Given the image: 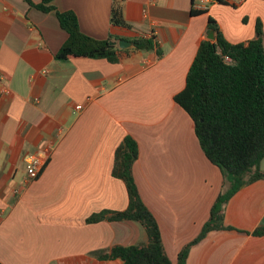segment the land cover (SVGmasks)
<instances>
[{
  "label": "crops",
  "instance_id": "crops-1",
  "mask_svg": "<svg viewBox=\"0 0 264 264\" xmlns=\"http://www.w3.org/2000/svg\"><path fill=\"white\" fill-rule=\"evenodd\" d=\"M119 1L129 27L112 22ZM227 1L212 0L207 13H193L200 0H54L58 10L76 13L87 35L117 42L154 37L158 44L127 47L113 63L59 60L68 32L56 12L0 0V262L124 264L96 253L147 243L137 221H86L128 207L126 184L112 174L115 151L128 135L139 145L133 171L141 196L177 262L226 184L174 97L201 41L209 39V15L232 43L256 38L258 22L264 40V0ZM51 142L39 176L28 181L26 156L44 155ZM224 223L231 228L192 245L186 264H264V179L234 193Z\"/></svg>",
  "mask_w": 264,
  "mask_h": 264
},
{
  "label": "trees",
  "instance_id": "trees-1",
  "mask_svg": "<svg viewBox=\"0 0 264 264\" xmlns=\"http://www.w3.org/2000/svg\"><path fill=\"white\" fill-rule=\"evenodd\" d=\"M26 1L44 12L55 11L62 28L68 32V39L56 54L59 60L76 56L106 58L116 63L120 60L121 51L127 50L110 46L113 37L97 39L85 34L76 13L58 10L54 0ZM217 1L228 4L227 0ZM192 12L207 13V10L193 9ZM112 22L129 27L120 1L113 7ZM211 30L215 38L201 41L188 71L186 85L174 100L192 119L200 146L208 160L222 172L226 189L215 200L201 233L181 249L177 262L173 263L165 250L158 221L144 202L134 176V163L139 156L138 142L131 135L126 136L115 151L112 174L126 184L128 207L122 211H101L86 221H137L145 228L148 242L143 245H116L108 251L96 253L101 259L120 258L124 264H186L192 245L212 230L231 228L224 223V210L234 193L244 184L264 179L261 169L264 158L262 25L260 22L256 25V38L239 43L227 40L218 22L209 15L208 31ZM133 42L136 49L152 50L158 46L154 37L136 38Z\"/></svg>",
  "mask_w": 264,
  "mask_h": 264
},
{
  "label": "built area",
  "instance_id": "built-area-1",
  "mask_svg": "<svg viewBox=\"0 0 264 264\" xmlns=\"http://www.w3.org/2000/svg\"><path fill=\"white\" fill-rule=\"evenodd\" d=\"M212 2V0H200V3L197 4V7L201 10H207L208 9V5L209 3ZM228 60H230L229 57H226ZM76 109L77 110H82L83 109V105H76ZM54 147V142L49 143L45 150H44V155H41L39 153H33V154H29L26 156V167H27V180L28 181H32L34 179H36L41 170L42 167L45 164V159H46V155H48L52 149Z\"/></svg>",
  "mask_w": 264,
  "mask_h": 264
},
{
  "label": "water",
  "instance_id": "water-1",
  "mask_svg": "<svg viewBox=\"0 0 264 264\" xmlns=\"http://www.w3.org/2000/svg\"><path fill=\"white\" fill-rule=\"evenodd\" d=\"M208 38L213 40L215 38V33L213 30L210 31ZM118 45L120 48H127V47H131L134 45L133 41H128V40H124L121 39L118 42L117 41H110V46H116Z\"/></svg>",
  "mask_w": 264,
  "mask_h": 264
},
{
  "label": "rangeland",
  "instance_id": "rangeland-1",
  "mask_svg": "<svg viewBox=\"0 0 264 264\" xmlns=\"http://www.w3.org/2000/svg\"><path fill=\"white\" fill-rule=\"evenodd\" d=\"M227 13H229V12H226L224 15L226 16V18L228 19V14ZM168 255V254H167Z\"/></svg>",
  "mask_w": 264,
  "mask_h": 264
}]
</instances>
